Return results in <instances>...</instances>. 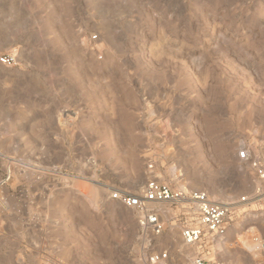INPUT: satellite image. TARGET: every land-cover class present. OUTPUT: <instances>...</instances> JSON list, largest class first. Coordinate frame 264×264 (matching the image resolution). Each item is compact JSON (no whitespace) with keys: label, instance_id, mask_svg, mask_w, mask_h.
I'll return each instance as SVG.
<instances>
[{"label":"rangeland","instance_id":"obj_1","mask_svg":"<svg viewBox=\"0 0 264 264\" xmlns=\"http://www.w3.org/2000/svg\"><path fill=\"white\" fill-rule=\"evenodd\" d=\"M0 264H264V0H0ZM229 206L207 248L111 198L149 180ZM243 200V198H245Z\"/></svg>","mask_w":264,"mask_h":264},{"label":"built area","instance_id":"obj_2","mask_svg":"<svg viewBox=\"0 0 264 264\" xmlns=\"http://www.w3.org/2000/svg\"><path fill=\"white\" fill-rule=\"evenodd\" d=\"M3 64H11L15 61L13 56H1ZM241 159H250L253 170L262 182L264 191V159L250 157L248 149H242L238 153ZM111 198L123 205L135 209L140 214V225L145 233L153 236L161 235L165 230V222L161 218L157 204L171 203L182 205L183 224L182 236L188 245L198 244L202 250L208 245L214 244L220 236L226 232L227 218L230 213L228 205L214 201L203 190L175 189L170 184L158 180H149L139 194L127 190H117L111 194ZM243 198V200H245ZM167 256L161 253L152 254L151 264H168ZM193 264H232L223 260H209L205 251H198Z\"/></svg>","mask_w":264,"mask_h":264}]
</instances>
